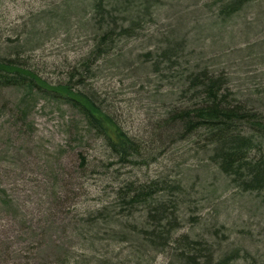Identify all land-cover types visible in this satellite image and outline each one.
Instances as JSON below:
<instances>
[{
    "label": "rangeland",
    "instance_id": "obj_1",
    "mask_svg": "<svg viewBox=\"0 0 264 264\" xmlns=\"http://www.w3.org/2000/svg\"><path fill=\"white\" fill-rule=\"evenodd\" d=\"M95 1L0 0V60L88 95L145 148L148 162L121 164L84 115L52 92L0 84V264H77L79 255L85 264L118 250L141 262L117 242L144 221L145 206L129 216L120 204V189L132 183L157 184L155 201L171 200L175 237L211 245L232 264H264L263 194L243 192L219 172L204 131L188 136L169 119L192 104L187 81L204 69L233 101L264 114V0H244L237 13H227L230 0H125L144 4L138 14L109 4L118 28L131 18L140 25L109 56L87 61L102 32ZM83 62L89 79L69 81ZM252 155L264 156V147ZM98 210L116 241L88 252L92 242L79 234L89 222L94 228L89 214ZM168 262L143 256L141 264Z\"/></svg>",
    "mask_w": 264,
    "mask_h": 264
},
{
    "label": "trees",
    "instance_id": "obj_2",
    "mask_svg": "<svg viewBox=\"0 0 264 264\" xmlns=\"http://www.w3.org/2000/svg\"><path fill=\"white\" fill-rule=\"evenodd\" d=\"M243 2L244 0H230L227 13H237ZM109 4L116 5L121 11L129 14H138L137 7L144 5L135 6L125 0H96L95 12L98 15L96 26L102 32L96 36L95 45L87 61L109 56L119 42L133 39L137 31L135 25H140V22H135L130 17L133 22L130 26L122 25L118 28L119 21L106 9ZM104 27L106 28L103 29ZM80 68L82 72L78 68L72 71L69 81H73L77 76H80L79 81H86V78L91 76L93 71L88 63L83 62ZM187 82L188 90L193 91L192 97H189L192 104L182 111H174L169 119L182 127L183 133L186 132L188 136H194L199 130L204 131L207 143L213 146L212 162L219 172L230 177L241 191L259 192L264 197V156L252 155L253 151H259L264 147V114L233 101L229 94H226L228 92L225 89L226 83L220 77L215 79L213 73L208 70L204 69L197 76L190 75ZM0 84L5 86L23 84L37 90L43 88L52 92L84 115L98 138L106 143L110 155L117 158L121 164L148 162L145 159V148L130 137L111 115L101 109L88 95L62 84L50 85L36 72L7 59L0 60ZM156 186L159 185L142 187L132 183L120 189V204L127 211V215L133 216L139 212V206H145L144 221L129 226L133 237L123 235L117 238L118 243H129L126 247L129 250V257H135L142 262L143 256L157 258L158 255H165L169 258L170 264H232L227 255L216 256L211 252L209 249L211 245L206 247L200 241L190 239L187 234L175 237L174 233L179 224V218L176 217L178 211L172 206L171 200L167 203L155 201L159 196ZM89 215H93L91 222L94 228L89 222L79 234L80 242L83 244L89 240L92 242L86 251L93 252L100 241H106L108 245L110 241H116L114 235H117V231L115 232L109 225V216L105 211L98 210ZM118 251L100 257L99 261L84 260V263L130 264L131 259L129 261L128 258L122 259L121 255L117 254ZM80 256L83 258L84 255L76 257L77 264L81 260Z\"/></svg>",
    "mask_w": 264,
    "mask_h": 264
}]
</instances>
